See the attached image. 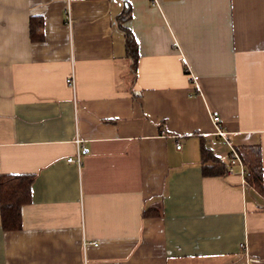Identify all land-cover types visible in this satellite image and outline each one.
<instances>
[{
    "label": "crops",
    "instance_id": "1",
    "mask_svg": "<svg viewBox=\"0 0 264 264\" xmlns=\"http://www.w3.org/2000/svg\"><path fill=\"white\" fill-rule=\"evenodd\" d=\"M214 113L264 171V0H0V175L35 179L0 264H264V174Z\"/></svg>",
    "mask_w": 264,
    "mask_h": 264
},
{
    "label": "trees",
    "instance_id": "2",
    "mask_svg": "<svg viewBox=\"0 0 264 264\" xmlns=\"http://www.w3.org/2000/svg\"><path fill=\"white\" fill-rule=\"evenodd\" d=\"M129 16L128 12H125L120 17V22L127 19ZM30 35L33 39H43L44 35L38 33V30L42 27L43 23L40 20H35L34 17L31 18ZM126 32V46L128 48V54L133 60V70L136 71L138 63V46L135 37L127 29ZM249 156L242 153L244 157L248 171L251 172L249 176L250 183L257 185L262 188L263 180V166H262V156L259 146L249 147ZM202 158H203V173L207 175L217 174L225 176L227 165L212 153L204 144L202 145ZM210 161V164L207 163ZM34 174L24 173V174H1L0 175V208L2 215V223L5 229H19L22 227V206L25 203L31 201L32 193L31 188L34 182Z\"/></svg>",
    "mask_w": 264,
    "mask_h": 264
},
{
    "label": "built area",
    "instance_id": "3",
    "mask_svg": "<svg viewBox=\"0 0 264 264\" xmlns=\"http://www.w3.org/2000/svg\"><path fill=\"white\" fill-rule=\"evenodd\" d=\"M67 77H68L67 78V84L74 91L75 90L76 80H75L73 71ZM213 115H214L213 116L214 122L217 124V126H216L217 134L223 138V142L224 143H227V144L232 146V149H231L230 154H229L230 162H229V166H228V172H233L235 166L241 165L242 166V171L247 176H250L251 172L244 168L242 158L240 157L238 151L233 146V144L230 143V140H229V138L227 136L226 129H223V126L221 124V121H222L221 115H219L218 113H214ZM82 142H83L82 138L76 137V139H75L76 156L75 157L70 156V157L67 158L68 161L75 162L79 166H82L83 151L85 149L83 144H82ZM177 145H178L177 147L180 149L181 145L179 143Z\"/></svg>",
    "mask_w": 264,
    "mask_h": 264
}]
</instances>
